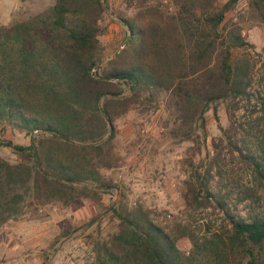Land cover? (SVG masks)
Here are the masks:
<instances>
[{
	"label": "trees",
	"instance_id": "16d2710c",
	"mask_svg": "<svg viewBox=\"0 0 264 264\" xmlns=\"http://www.w3.org/2000/svg\"><path fill=\"white\" fill-rule=\"evenodd\" d=\"M242 1L264 22V0H137L132 17L119 16L129 32L124 48L105 65V0H56L27 20L0 26V126L30 138L29 144L0 138V149L21 157H0V228L41 207L72 208L119 191L104 171L122 166L117 123L133 110L166 109L169 135L199 144L207 139L206 113L216 104L233 99L238 111L241 102L256 99L260 115L239 121L233 111L225 132L231 153L253 167L263 187L264 138L256 128L264 127V95L252 90L250 61L233 54L253 45L239 22L227 21ZM216 164L218 157L203 173L194 169L186 182L188 205L223 211L224 244L247 249L248 264H261L251 246L264 248V217L231 212V193L212 186L223 178L221 170L214 173ZM242 195L240 202H251L257 191L248 187ZM113 210L118 231L95 243L89 264H191L181 239L197 251L217 250L221 242L216 233L200 240L182 225L167 231L143 205L130 206L125 194ZM65 236L51 241L50 250Z\"/></svg>",
	"mask_w": 264,
	"mask_h": 264
},
{
	"label": "rangeland",
	"instance_id": "374dc122",
	"mask_svg": "<svg viewBox=\"0 0 264 264\" xmlns=\"http://www.w3.org/2000/svg\"><path fill=\"white\" fill-rule=\"evenodd\" d=\"M227 1L220 0L221 3ZM55 2L0 0V26L27 20L47 10ZM105 2L107 13L104 24L108 29L101 37L104 47L102 65L118 55L125 45L129 32L119 16L132 17L137 0ZM230 19L240 23L243 35L253 45L235 49L234 58L250 61L255 79L252 90L257 97L264 95V22L250 12L245 1L240 2L236 10L227 15V21ZM256 104V99L251 104L241 102L238 111L234 108L236 102L233 99L216 104L215 108L206 113L207 139L202 138L199 144L181 142L169 135L172 120L166 109L150 115L139 114L136 110L129 112L117 123L116 152L122 158V166L104 171L106 177L114 179L119 185V191L103 195L101 202L85 200L72 208L65 209L58 204L41 207L20 221L6 223L0 228V264L91 263L95 243L109 239L118 231L119 219L113 209L118 206L123 194L128 197L130 206L141 204L151 211L152 219L167 231L182 225L194 232L200 240L203 236L209 238L215 233L220 236L217 250L205 245L197 251L189 239H181L179 247L192 258L191 264H248L247 249L234 250L224 244L227 241L228 219L223 211L214 205L207 210L189 207L186 182L196 167L203 173L213 158L218 157L214 173L221 170L223 178H215L212 186L216 191L222 189L223 192L231 193L228 201L231 212L245 217L251 214V218L264 217V186L256 180L253 167L249 168L239 159L238 154L231 153L228 134L225 132L230 123L229 115L233 111H237L235 114L239 121L246 120V115L250 113L254 117L259 116ZM256 131L260 138H264L263 126L256 128ZM0 138L16 144L30 143L25 133L5 130L3 126H0ZM0 157L11 162L21 159L6 149H0ZM190 160L194 166L189 163ZM248 187L251 193L252 190L257 191V196L251 198V202H240ZM58 235H66L56 246L64 245L62 253L56 251V248L50 250L51 242L47 239L50 237L55 240ZM251 251L264 264V248L251 246Z\"/></svg>",
	"mask_w": 264,
	"mask_h": 264
},
{
	"label": "crops",
	"instance_id": "0c3cea01",
	"mask_svg": "<svg viewBox=\"0 0 264 264\" xmlns=\"http://www.w3.org/2000/svg\"><path fill=\"white\" fill-rule=\"evenodd\" d=\"M47 239H49L50 240V242L51 241H53V238H50V237H47ZM51 244V243H50ZM63 249H64V245L63 246H58L57 248H56V251H58V252H61L62 253V251H63Z\"/></svg>",
	"mask_w": 264,
	"mask_h": 264
},
{
	"label": "built area",
	"instance_id": "2783aa9c",
	"mask_svg": "<svg viewBox=\"0 0 264 264\" xmlns=\"http://www.w3.org/2000/svg\"><path fill=\"white\" fill-rule=\"evenodd\" d=\"M123 48H124V46H123ZM123 48H122V49H123Z\"/></svg>",
	"mask_w": 264,
	"mask_h": 264
}]
</instances>
